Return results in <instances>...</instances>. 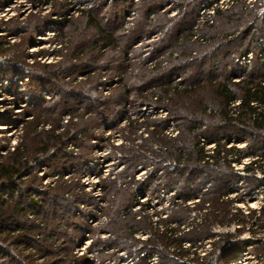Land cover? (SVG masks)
<instances>
[{
	"label": "rangeland",
	"instance_id": "rangeland-1",
	"mask_svg": "<svg viewBox=\"0 0 264 264\" xmlns=\"http://www.w3.org/2000/svg\"><path fill=\"white\" fill-rule=\"evenodd\" d=\"M209 2L0 0V264H264V173L198 161L263 139L218 89L264 85V0Z\"/></svg>",
	"mask_w": 264,
	"mask_h": 264
},
{
	"label": "trees",
	"instance_id": "trees-1",
	"mask_svg": "<svg viewBox=\"0 0 264 264\" xmlns=\"http://www.w3.org/2000/svg\"><path fill=\"white\" fill-rule=\"evenodd\" d=\"M208 4L209 7L214 11L220 12V6L217 5L218 0H210ZM106 37L110 38V35L107 34ZM242 89L244 90L243 96H237L235 94H232L226 84H222L219 86L218 92L223 98H225V105H227L228 109L224 110L222 118L227 121L242 118L243 120L247 121L255 131L260 132L263 139L261 141H249V143L243 147L233 145L228 147L229 140L226 139L221 142H216L214 145L215 148L212 150L206 149V145L205 143H203L204 140L203 142L200 141L198 143V161H204L203 163H207L208 165H216L218 169H221V167L219 166L224 165V169L225 166L231 167L232 163L240 162L245 157H251L250 163L245 166L246 170L253 172L262 171L264 173V109H262L264 104V85L247 83L242 87ZM238 101V105H235L234 103ZM222 203H227V201L223 200ZM210 204L211 203H209L208 205ZM207 215L211 219H214L212 217L216 216H212L210 212H208ZM231 215L242 217L239 220H243V222L245 221L243 218H249V220L252 219V226L256 227L254 229V232L258 231L259 227H264V204L261 205L259 209L250 211L247 215L242 213L241 209H236V212L232 213ZM188 232L190 233V231ZM191 233H193V231ZM188 240L190 246L192 245V247L194 248L197 247L196 234L194 235V237H189ZM175 248L176 250L179 249L180 253L188 251L186 250V247H184V245H177V247ZM261 252H264V249L263 251H260V253Z\"/></svg>",
	"mask_w": 264,
	"mask_h": 264
},
{
	"label": "bare ground",
	"instance_id": "bare-ground-1",
	"mask_svg": "<svg viewBox=\"0 0 264 264\" xmlns=\"http://www.w3.org/2000/svg\"><path fill=\"white\" fill-rule=\"evenodd\" d=\"M240 264H243V262H241Z\"/></svg>",
	"mask_w": 264,
	"mask_h": 264
}]
</instances>
